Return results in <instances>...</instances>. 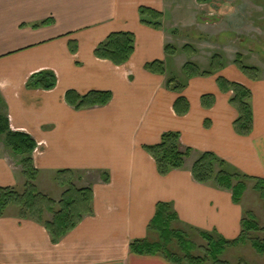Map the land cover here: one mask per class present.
Listing matches in <instances>:
<instances>
[{
  "label": "crops",
  "instance_id": "0c3cea01",
  "mask_svg": "<svg viewBox=\"0 0 264 264\" xmlns=\"http://www.w3.org/2000/svg\"><path fill=\"white\" fill-rule=\"evenodd\" d=\"M142 5L162 13V0H0V94L11 128L29 133L37 147L43 141V152L34 150L39 168L98 164L112 174L94 189V213L58 243L35 220L0 217V264H175L131 249L133 240L147 237L158 204L166 201L196 227L239 235L242 211L231 193L198 182L185 168L161 175L145 146L176 130L194 150L212 151L244 174L264 178V79L245 82L252 91L248 135L236 131L239 112L216 78L194 77L188 91L168 92L165 75L146 68L162 61L166 48L162 27L142 23ZM115 31L135 35L134 53L122 65L95 54ZM40 71L56 74L54 88L28 85ZM91 90L111 91L112 98L90 108L67 99L69 91ZM207 94L214 96L210 105L203 102ZM180 95L189 101L184 114L176 110ZM15 181L0 155V185Z\"/></svg>",
  "mask_w": 264,
  "mask_h": 264
},
{
  "label": "rangeland",
  "instance_id": "374dc122",
  "mask_svg": "<svg viewBox=\"0 0 264 264\" xmlns=\"http://www.w3.org/2000/svg\"><path fill=\"white\" fill-rule=\"evenodd\" d=\"M159 21L162 26L164 47L166 48L168 45L170 47V51L166 50V56L162 59L166 68L162 83L168 92H184L190 87L192 78L200 76L216 79L223 76L228 80L237 81L244 85H246L245 82L256 80L240 68L239 64L242 63L257 67L259 70L257 79H264V0H208L203 3L197 0H162V17ZM187 63H195L202 71H209L212 74L189 76L185 71ZM222 91L229 93L230 102L234 96L233 92L228 89ZM0 111L8 115L6 104L0 105ZM97 128H100V125H97ZM163 128L169 129V126L166 125ZM137 129L138 125H135L134 130L137 131ZM100 138L102 139V137H98V139ZM38 144L36 154L42 153V147L45 145L43 141H39ZM181 145L183 151L189 147L192 149L189 156L186 157L184 167L191 171L194 161L203 154V151L194 150L184 141H181ZM0 155H3L4 159L8 161L16 178L15 182L0 186L9 187V190L17 192L21 195L22 200L28 201L29 197L35 193L47 197V200L40 197V208L43 211L44 219H53L56 213L63 209L65 204L60 201L63 198V193L70 187L91 188L94 195V189L97 186L105 185L112 178L110 168L107 166L96 164L86 167L50 169L39 168L36 166L35 160L34 165L38 169L37 174L33 173L31 177H27L23 171L24 157L13 153L12 149L6 145L3 135L0 137ZM225 169L231 173L239 172L240 176L246 175L230 164L228 167L225 166ZM240 178L245 187H243L240 200L237 202L242 211L241 231L238 236L230 239L217 228L204 230L196 227L182 217L174 203L166 201L176 214V217L171 221L173 234L168 236L169 239H164L165 241L170 240L166 248L181 255L187 250V243H194L192 251L195 254L206 256L207 252H211V248L209 246L210 240L202 234L204 231L216 239L222 237L233 242L227 244L220 255L222 259L231 264H242L244 260L247 261V264H264V252H260L254 246L256 238L264 239V195H262L264 188H256L258 182L255 179H248L244 176ZM234 180L237 183V180ZM208 186L219 188L213 183H208ZM219 189L232 194L231 190ZM94 198L92 212L86 213L87 215L85 214L83 219L94 213ZM232 201L236 203L233 198ZM18 202L21 203L22 201L18 199ZM20 206L22 205L12 202L6 209L7 214L21 218L19 215ZM66 209L70 210L71 207H66ZM249 213L251 217L253 215L251 221L256 227L246 228L245 231H242V220L244 217H248ZM22 219L25 218L22 217ZM150 225L145 239L150 242L163 243L162 238L164 237H161L156 227ZM181 234L183 237L180 239ZM238 238L239 241H237Z\"/></svg>",
  "mask_w": 264,
  "mask_h": 264
},
{
  "label": "trees",
  "instance_id": "16d2710c",
  "mask_svg": "<svg viewBox=\"0 0 264 264\" xmlns=\"http://www.w3.org/2000/svg\"><path fill=\"white\" fill-rule=\"evenodd\" d=\"M197 1L203 3L208 0ZM139 13L142 23L153 25L157 28L162 27L159 21L162 17L160 11L151 7L141 6L139 8ZM46 22L47 21L44 23ZM169 48L168 45L166 50L170 51ZM134 50V33L130 31H115L110 33L104 41L98 44L95 49V54L97 57L108 59L116 65H122L130 60ZM239 66L252 79L258 78L259 70L257 67L243 63L239 64ZM146 68L152 72L162 74H164L166 69L164 61L160 60L147 63ZM185 71L189 76L212 74L209 71H202L195 63H187L185 65ZM217 81L221 90L228 89L234 94L231 103L239 112V117L235 121L236 131L241 135L250 134L253 129V113L250 104V98L252 97L251 89L243 83L228 80L223 76L218 77ZM56 84L57 77L53 71H40L34 74L28 82V85L31 87H41L46 90L54 88ZM111 98L112 92L108 90H91L84 95H77L73 91L67 93V99L70 100L76 108L103 106L108 104ZM213 99V94L203 96V102L206 105H210ZM2 103L3 98L0 94V105ZM175 105L177 112L180 114H184L189 110V101L184 95L178 97ZM2 135L4 136L6 145L12 149L13 153L24 157V174L27 177H31L33 173L37 174L38 169L35 167L33 159L34 150L37 147L36 141L27 132L13 130L10 125L9 117L0 111V137ZM180 138L181 135L179 131L169 130L162 134L160 142L145 146V149L155 159L158 172L161 175H167L175 169H182L185 167L186 157L189 156L192 149L189 147L186 151H183ZM228 165V162L219 157L216 153L205 151L194 161L191 171L198 182L213 183L219 188L231 190L233 194L232 198L236 203L239 202L241 192L243 187H245L240 177L244 176L248 179H255L258 182L256 188H264V178L247 175L240 176L239 172L231 173L229 170L225 169V166L228 167ZM234 179L237 180V183L234 182ZM32 187L34 188V186ZM262 195H264V193ZM20 196L21 195L17 192L9 190V187L0 186V217L7 214L6 209L12 202L22 205L20 206V217L34 219L43 224L51 234L54 243H58L63 236L73 230L83 220L86 213L89 214L92 212L94 197L91 188L70 187L63 193V198L60 202L65 204L66 207H71V209H66L64 205L62 207L63 209L57 212L53 219H44L43 211L40 208V197L45 200L48 199L47 197L40 193H35L30 196L27 201L26 199L22 200ZM18 199L22 202H18ZM175 217L176 214L172 211L170 204L168 202H160L150 226L156 227L161 237H164L162 238L163 243L150 242L146 239H135L131 242V249L138 254H162L175 264H231L229 261L222 259L220 255L225 250V246L231 244L232 241L222 237L216 239V237L204 231L202 234L205 238L210 240L209 246L211 248V252H207L206 256L195 254L192 251L194 243H187V250L181 255L171 252L169 248H166L170 240L165 241L164 239H169L168 236L173 234L171 231V221ZM251 218H253V215L251 217L250 213L248 217L246 216L243 218L242 231H245L246 228L256 227L253 221H251ZM182 237L181 234L179 238L181 239ZM237 241H239V238ZM255 241L254 246L260 252H264V239L256 238ZM243 263L247 264V261L244 260Z\"/></svg>",
  "mask_w": 264,
  "mask_h": 264
}]
</instances>
